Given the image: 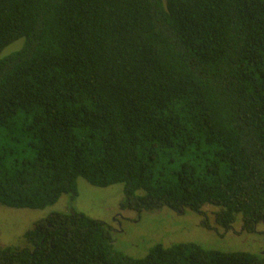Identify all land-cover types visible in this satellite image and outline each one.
<instances>
[{
    "label": "trees",
    "instance_id": "16d2710c",
    "mask_svg": "<svg viewBox=\"0 0 264 264\" xmlns=\"http://www.w3.org/2000/svg\"><path fill=\"white\" fill-rule=\"evenodd\" d=\"M78 179L136 214L264 225V0H0V204L74 201ZM72 209L0 264H264L193 242L128 257Z\"/></svg>",
    "mask_w": 264,
    "mask_h": 264
},
{
    "label": "rangeland",
    "instance_id": "374dc122",
    "mask_svg": "<svg viewBox=\"0 0 264 264\" xmlns=\"http://www.w3.org/2000/svg\"><path fill=\"white\" fill-rule=\"evenodd\" d=\"M19 43L7 48L15 50ZM1 55V56H2ZM78 194L74 201L67 195L42 210L13 209L0 204V248L23 247V234L34 223L52 212H80L89 218L108 224L113 230V247L128 257L142 258L155 244L169 246L176 243L193 242L206 249L223 252L243 251L251 254L264 253V225L258 226L253 234L241 230L237 222L232 230L223 232L214 225L213 210L204 209L206 215L190 211L175 213L167 209L136 214L120 210L123 198L122 186L113 185L96 188L83 179L77 181ZM203 221L209 228H204Z\"/></svg>",
    "mask_w": 264,
    "mask_h": 264
},
{
    "label": "flooded vegetation",
    "instance_id": "af4514ba",
    "mask_svg": "<svg viewBox=\"0 0 264 264\" xmlns=\"http://www.w3.org/2000/svg\"><path fill=\"white\" fill-rule=\"evenodd\" d=\"M231 230H232V229H231ZM231 230H230V231H231ZM241 230H242V229H241ZM222 231H223V232H228V231H224V230H222ZM242 231H243V230H242ZM243 232H244V231H243ZM244 233H245V232H244ZM246 234H247V233H246ZM262 254H263V253H262Z\"/></svg>",
    "mask_w": 264,
    "mask_h": 264
}]
</instances>
